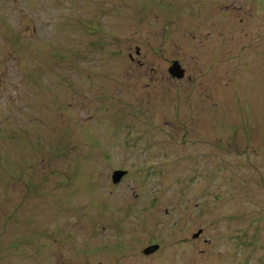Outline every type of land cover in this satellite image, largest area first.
I'll return each mask as SVG.
<instances>
[{
    "label": "rangeland",
    "instance_id": "374dc122",
    "mask_svg": "<svg viewBox=\"0 0 264 264\" xmlns=\"http://www.w3.org/2000/svg\"><path fill=\"white\" fill-rule=\"evenodd\" d=\"M0 264H264V0H0Z\"/></svg>",
    "mask_w": 264,
    "mask_h": 264
},
{
    "label": "water",
    "instance_id": "95a60500",
    "mask_svg": "<svg viewBox=\"0 0 264 264\" xmlns=\"http://www.w3.org/2000/svg\"><path fill=\"white\" fill-rule=\"evenodd\" d=\"M171 74L173 77H178V78H183L185 77V71H183L181 69V66L179 64H175L173 66V68H171L170 70ZM127 175V172H124V171H116L115 174H114V181L115 183H120L123 179V177H125ZM200 234V233H199ZM199 234L194 236L195 238H198L199 237ZM159 249V246H154L152 247L151 251H147V254H151L153 253L154 251L158 250Z\"/></svg>",
    "mask_w": 264,
    "mask_h": 264
},
{
    "label": "flooded vegetation",
    "instance_id": "af4514ba",
    "mask_svg": "<svg viewBox=\"0 0 264 264\" xmlns=\"http://www.w3.org/2000/svg\"><path fill=\"white\" fill-rule=\"evenodd\" d=\"M154 246H155V245H154ZM154 246H152V247H154ZM157 246H158V245H157ZM152 247H151V248H152ZM158 250H159V249H158ZM158 250L154 251V253H156Z\"/></svg>",
    "mask_w": 264,
    "mask_h": 264
},
{
    "label": "trees",
    "instance_id": "16d2710c",
    "mask_svg": "<svg viewBox=\"0 0 264 264\" xmlns=\"http://www.w3.org/2000/svg\"><path fill=\"white\" fill-rule=\"evenodd\" d=\"M121 171L127 172V174H128V171H126V170H121Z\"/></svg>",
    "mask_w": 264,
    "mask_h": 264
}]
</instances>
